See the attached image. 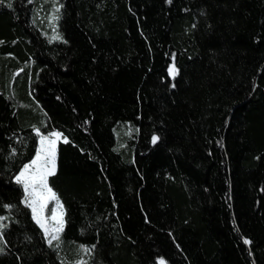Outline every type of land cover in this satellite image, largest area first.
<instances>
[{
    "label": "trees",
    "instance_id": "16d2710c",
    "mask_svg": "<svg viewBox=\"0 0 264 264\" xmlns=\"http://www.w3.org/2000/svg\"><path fill=\"white\" fill-rule=\"evenodd\" d=\"M52 1L0 4V264H264V0ZM53 132L50 246L15 176Z\"/></svg>",
    "mask_w": 264,
    "mask_h": 264
},
{
    "label": "snow or ice",
    "instance_id": "6c2138e0",
    "mask_svg": "<svg viewBox=\"0 0 264 264\" xmlns=\"http://www.w3.org/2000/svg\"><path fill=\"white\" fill-rule=\"evenodd\" d=\"M4 2V0H0V4H2ZM169 2H171V0H169ZM9 7H11V3H9L8 5ZM59 9H57L58 11ZM168 72L170 76L175 77V75L178 74V69L175 68V65H169L168 68ZM36 130V129H34ZM39 133V130H36ZM52 135H59L56 133H49V136ZM47 138L43 135H41V144L43 145L44 141ZM159 137L156 135H153L152 137V142L156 143L158 141ZM65 143H67V139L65 138L64 140ZM48 143L50 145H54L55 141L53 140H48ZM15 150H13V154H14ZM41 155V149L37 150V157L34 158L31 163H25L23 165V167L20 169L19 173L16 174L15 179L16 182L18 184H21L23 186V190H24V199L21 201L22 203H25L26 206L30 207L32 209V214H33V220L37 223V225L42 229V231L44 232L45 238L48 240L49 245H52L53 241H59L60 239V233L63 231V222L62 220H59V218H57L59 220L58 226L56 228H54L51 233L49 231V228L46 226L45 222L42 221L39 217L38 214V208H37V203H38V198L36 197V188L38 186H44L45 188H47V179L49 176L54 175L55 174V170H54V158H55V150L54 147L53 148H49L45 153V157H46V165H52V167H44L42 170L38 169L37 171L28 174V170L33 166L37 164V160L40 158ZM32 189V192L30 194L29 189ZM48 191L51 192V189L48 188ZM55 194L53 193V196ZM30 197H31V202L30 201ZM43 205H40V207H42ZM4 207L6 209H8L9 211L12 209V205H4ZM7 219V217H3L0 216V220H4ZM5 227V225L0 224V229H3ZM50 236V238H49ZM0 240H3L2 235H0ZM245 243H250V241L245 240ZM81 248L87 252L90 251L87 248H84V246H81ZM0 251H3V249H0ZM80 264H85V262L81 261ZM158 264H165V262L161 260L158 262Z\"/></svg>",
    "mask_w": 264,
    "mask_h": 264
},
{
    "label": "rangeland",
    "instance_id": "374dc122",
    "mask_svg": "<svg viewBox=\"0 0 264 264\" xmlns=\"http://www.w3.org/2000/svg\"><path fill=\"white\" fill-rule=\"evenodd\" d=\"M45 1H48V0H45ZM57 9H58V5L53 0L50 4L48 16H46V25H48L50 27L51 34H49V35L51 37L56 36V27L55 26H56V19L58 16L57 15V12H58ZM53 133H56L59 135L49 136V134H41L47 138L44 141L43 145L41 144V135L39 136L38 149H41V155H40V158L37 160V164L33 165L28 170V174H31V173L37 171L38 169L42 170L46 166L52 167V165H46V163H45L46 157H45L44 153L49 148H53V147L55 150V158H54V170H55L56 146H57L58 141L62 140L63 138H62L60 133H58V132H53ZM48 140L55 141V144L50 145L48 143ZM36 157H37V153H36L34 158H36ZM31 161L29 162V164L31 163ZM48 188H50L48 183H47V188H45L42 185L38 186L36 188V197L38 198L37 208H38L39 217L42 221L45 222L46 226L49 228V231L51 233V231L58 226L59 220H62V222H63V208H62L61 203H59L58 200L55 198V196H53L52 191L51 192L48 191ZM29 192L31 194V192H32L31 188L29 189ZM29 202H31V197H30ZM40 205H43V206L40 207ZM57 218H59V220ZM49 238H50V236H49ZM55 242H58V241H55ZM77 250H78V253L76 256L77 259L75 261V264H80V262L83 261V255L85 254V251L81 247L78 248Z\"/></svg>",
    "mask_w": 264,
    "mask_h": 264
},
{
    "label": "crops",
    "instance_id": "0c3cea01",
    "mask_svg": "<svg viewBox=\"0 0 264 264\" xmlns=\"http://www.w3.org/2000/svg\"><path fill=\"white\" fill-rule=\"evenodd\" d=\"M56 167V166H55Z\"/></svg>",
    "mask_w": 264,
    "mask_h": 264
}]
</instances>
